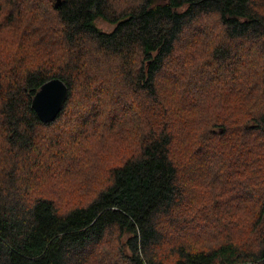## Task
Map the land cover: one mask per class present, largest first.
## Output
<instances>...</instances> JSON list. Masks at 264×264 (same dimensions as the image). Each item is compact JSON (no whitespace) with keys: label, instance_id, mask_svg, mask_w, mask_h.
<instances>
[{"label":"trees","instance_id":"trees-1","mask_svg":"<svg viewBox=\"0 0 264 264\" xmlns=\"http://www.w3.org/2000/svg\"><path fill=\"white\" fill-rule=\"evenodd\" d=\"M55 2L0 0V264H264V0Z\"/></svg>","mask_w":264,"mask_h":264},{"label":"water","instance_id":"water-1","mask_svg":"<svg viewBox=\"0 0 264 264\" xmlns=\"http://www.w3.org/2000/svg\"><path fill=\"white\" fill-rule=\"evenodd\" d=\"M59 0H56L57 6ZM68 97L67 85L58 78L42 83L31 99V107L42 122L54 120Z\"/></svg>","mask_w":264,"mask_h":264},{"label":"rangeland","instance_id":"rangeland-1","mask_svg":"<svg viewBox=\"0 0 264 264\" xmlns=\"http://www.w3.org/2000/svg\"><path fill=\"white\" fill-rule=\"evenodd\" d=\"M96 25L100 28V29H102L103 31H109V30H111L113 27H114V25H112V24H110V23H108V22H106V21H104V20H101V19H97L96 20ZM82 112H81V115L82 116H84L85 115V112H84V110H81ZM68 115L70 114V113H67ZM204 212H206L207 214H209V215H214V214H212V211L208 208V207H206L205 208V210H204ZM193 224V223H192ZM195 225V224H194ZM184 224H183V222H181V224H180V226H178V228H174V230H175V232H177V231H180V230H183L184 229ZM163 227V226H162ZM163 229V231H164V233L166 234V235H168V236H171L172 235V233L168 230V229H166V228H160V230H162ZM195 229V228H194ZM198 229H200V228H198ZM188 230H189V228H188ZM193 229H191L190 231H192ZM201 230V229H200ZM194 232H197V231H194ZM175 236V235H174Z\"/></svg>","mask_w":264,"mask_h":264}]
</instances>
